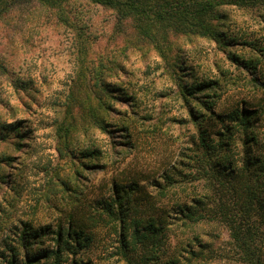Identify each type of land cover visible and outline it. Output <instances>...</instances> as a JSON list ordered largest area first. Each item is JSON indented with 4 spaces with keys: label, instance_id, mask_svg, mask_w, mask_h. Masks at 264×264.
I'll return each mask as SVG.
<instances>
[{
    "label": "rangeland",
    "instance_id": "374dc122",
    "mask_svg": "<svg viewBox=\"0 0 264 264\" xmlns=\"http://www.w3.org/2000/svg\"><path fill=\"white\" fill-rule=\"evenodd\" d=\"M80 10L88 40L82 57L75 31L43 9L34 8L0 27V176L5 177H0V264H7L26 222L48 228L72 222L91 236L90 245L80 253L67 252L63 264H143L140 257L146 250L138 247L125 257L119 224L99 211L115 184L133 183L137 190L132 207L141 218L171 222L158 258L148 264L171 258L179 264H247L233 243L228 221L219 215H205L196 223L172 217L176 204L197 206L198 199L205 210L219 214L220 200L236 213L243 187L237 182L211 185L201 178L195 157L198 129L178 97V78L217 80L223 93L212 106L215 112L263 103L264 92L253 88L252 75H244L227 52L254 58L259 51L252 46L264 49V2L219 7L223 30L237 39L228 49L204 37L172 34L167 58L134 23L118 24L113 10L86 2ZM261 60L255 74L264 80ZM95 68L100 71L94 73ZM95 82L113 94L124 92L126 98L110 99L105 111L96 98L105 100L102 86ZM96 117L110 132L96 126ZM206 125L211 133L220 128L213 121ZM258 131L257 153L264 151V117ZM14 142L21 144L18 150ZM232 147L234 160H239L240 139ZM88 151L94 155L90 163L84 157ZM165 173L178 181L163 196L157 182L164 184ZM255 225L264 257V221L258 217ZM41 242L42 248L55 246L50 233ZM20 253L17 264L22 262ZM51 261L41 258L37 264Z\"/></svg>",
    "mask_w": 264,
    "mask_h": 264
},
{
    "label": "trees",
    "instance_id": "16d2710c",
    "mask_svg": "<svg viewBox=\"0 0 264 264\" xmlns=\"http://www.w3.org/2000/svg\"><path fill=\"white\" fill-rule=\"evenodd\" d=\"M81 2L113 10L118 24L131 21L137 32L153 45L162 58H167L168 50L165 47L172 34L204 37L214 42L218 48L228 49L237 42V39L223 30L219 7L255 5L263 3L264 0H0V27L10 24L9 21L20 18L34 8L43 9L50 17L75 31L74 37H78L76 50L82 57L88 47V40L85 37L86 22L80 10ZM242 44L253 43L244 41ZM252 49L259 51L254 58H245L231 50L227 52V56L237 68L243 69L244 75H252L254 89L264 92V80L255 74L264 57V49L260 46H252ZM177 56L179 57V54ZM78 60L84 62L81 58ZM97 69H94V73L100 71ZM178 79L181 81L178 82V97L198 129V155L195 157L200 166L201 178L208 179L211 185L215 182L220 186L237 182L243 187L240 207L236 213L228 210L226 204L220 200L219 214L214 210H205L203 200L198 199L197 206L176 204L177 210L172 217L196 223L206 218L205 215H213V217L219 215V218L228 221L233 243L239 248L242 259L247 264H264V257L256 243L259 230L255 225L258 217L264 221V194H261L264 193V151L255 152L256 146L259 145L260 120L264 117V101L255 106L250 103L236 106L225 113L215 112L212 106L223 93L217 80L188 82ZM95 84L102 86L100 89L105 95V100L100 102L101 97L96 98L98 105L100 104L107 112L111 103L109 100L124 95V92L113 94L114 90L102 83L95 82ZM209 121L217 122L220 128L211 133L206 125ZM95 123L101 130L110 132L102 120L100 122L97 118ZM123 127L128 136L129 127L126 125ZM14 131L18 134V129ZM237 138L240 139L242 150L240 159L234 160L232 146ZM19 141L23 140L20 138ZM17 143L14 142L15 150L21 145ZM84 157L88 158L90 163L94 155L88 151ZM0 177L5 178L4 174ZM162 178L164 184L161 182L157 184L158 191L164 196L174 189L178 180L169 173H165ZM136 190L135 183L127 187L115 184L110 199L101 202L99 211L100 215H105L112 222L119 224L123 235L122 254L129 259L130 251L135 253L138 247L144 248L146 255L140 258L143 264H148L147 261L158 258L157 254L168 236V225L171 222L165 218L142 219L138 210H134L135 206L132 207L134 198L132 195ZM48 233L51 234L55 244L51 249L41 247V241ZM91 240V236L76 223L69 222L66 226L59 224L56 228H48L34 227L33 223L26 222L22 224L17 234L15 246L10 248L11 254L6 263L17 264L15 263L17 256L22 252L23 258L20 264H37L41 258H52L50 264H63L67 252L80 253L90 245ZM190 252L197 254L193 250ZM203 252L198 254L202 255ZM164 264L179 263L171 258Z\"/></svg>",
    "mask_w": 264,
    "mask_h": 264
}]
</instances>
